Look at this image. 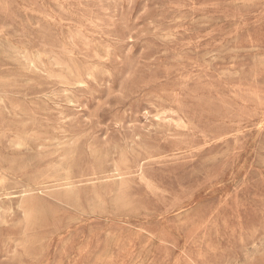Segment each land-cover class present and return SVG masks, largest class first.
I'll return each instance as SVG.
<instances>
[{"label": "rangeland", "instance_id": "1", "mask_svg": "<svg viewBox=\"0 0 264 264\" xmlns=\"http://www.w3.org/2000/svg\"><path fill=\"white\" fill-rule=\"evenodd\" d=\"M0 264H264V0H0Z\"/></svg>", "mask_w": 264, "mask_h": 264}, {"label": "bare ground", "instance_id": "2", "mask_svg": "<svg viewBox=\"0 0 264 264\" xmlns=\"http://www.w3.org/2000/svg\"><path fill=\"white\" fill-rule=\"evenodd\" d=\"M101 40V39H100ZM200 42V41H199ZM232 50V49H231ZM215 55V54H214ZM108 63V62H107ZM198 63V62H197ZM67 66V65H66ZM57 84V83H56ZM53 93V92H52ZM54 96V95H53ZM12 97V96H11ZM42 97H44V96H42ZM15 108V107H14ZM18 147H20V146H18ZM41 148V147H40ZM40 150V149H39ZM57 184V183H56ZM24 190V189H23ZM24 192V191H23ZM20 205H18V207H19Z\"/></svg>", "mask_w": 264, "mask_h": 264}]
</instances>
